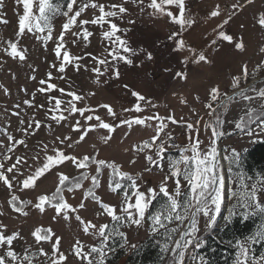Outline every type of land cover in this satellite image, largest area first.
Wrapping results in <instances>:
<instances>
[{
  "label": "rangeland",
  "instance_id": "rangeland-1",
  "mask_svg": "<svg viewBox=\"0 0 264 264\" xmlns=\"http://www.w3.org/2000/svg\"><path fill=\"white\" fill-rule=\"evenodd\" d=\"M87 2L89 0H77L74 9H78L81 4ZM94 2L106 6L123 3L128 9L126 13L122 14V18L109 19L116 23L118 27L127 25V28L125 30L121 29L117 35L125 39L128 46L133 50L134 54L124 53L132 61L131 64L122 60L113 61L108 55L110 47L106 46V42L109 40L103 35L105 31L110 30L107 24L103 26L91 23L82 26L74 25L69 31L65 32L64 47L61 48V56L58 58L55 53L58 44L56 37L63 30L62 25L67 18L63 15L53 18L51 21L53 38L47 42L42 39L43 36L48 34L47 31L44 33L35 31L30 33L25 30V33L18 37L16 35L18 17L23 14V5L17 4L16 0H0V164L4 166L0 168V172H5L13 164L16 165L12 173H6L12 187L9 188L0 181V225L5 226L0 227V234L5 236L16 234V238L10 246L7 244L0 245V255L11 249L18 257L14 264H28V261L23 260L26 255L29 256L31 264H52L53 260H56L57 264H86V261L77 257L75 248L82 245L83 250L87 252L90 247L99 245V237L91 234L94 231L93 229H89V234H85L83 231L84 225L76 219V216L79 215L85 223L91 221L92 224L97 226V229L101 225H107L106 231H111L114 227V222L100 208L99 204L91 197L86 198L83 194L85 189L92 187L91 177L97 175L95 165L81 169L77 168L72 161L66 160L63 164L55 166L39 178L34 187H23V180L31 175L38 165H42L46 155H54V148L63 151L70 157L75 156L78 160L87 155L91 158L103 159L109 162L115 161L121 166L122 171L137 176L140 189L146 191L149 187L158 189L159 182L168 173V159L177 157L179 153L176 148L165 153V160L162 162L163 171L155 165H149L145 155H154V151L149 152L146 149L145 152L141 153L137 151V148L142 145L143 141L150 140L155 135V126L160 122L151 120L146 121L145 125L133 124L129 127L127 124L121 123L126 118L152 116L157 113L161 117L173 116L177 123L173 124L167 120L164 123L167 124L165 132L171 135L175 145L183 147L190 142L191 138L199 139L202 142V147L207 148L210 143L212 129L205 128L204 125L209 120L214 121L215 115H219L220 119L224 121L220 128L224 135L217 140L218 145L216 146L221 158V171L226 178V185L227 178L230 176L229 168L237 167L239 163L230 165L224 157L231 155L233 150L240 157L243 152L254 144L251 142L253 139L259 141L264 138V133L249 137L235 128V121L244 115L248 107L259 108L264 101L255 99L250 102L241 97H235L227 108H219L213 116L209 115L211 110L205 107L206 104L211 103L212 107L216 108L217 104L226 96L238 92L240 89H247L246 94L255 97L256 92L252 90V86L257 90L264 87V67H258L261 61H264V52L261 51L264 48V28L257 22L260 14L264 13V0H252L251 4L247 3L246 0H240L241 4H244H242L243 7L237 10L231 8L236 0H185L187 15L192 18L194 23L191 26H185L183 29L171 22L167 16L151 15L152 9L146 6L150 3V0H144L143 4H140L139 0H135V2L133 0H94ZM217 5L220 6V15L211 17L210 12ZM64 10H66V6ZM106 10H108L107 7ZM169 10L174 15L178 14V8L170 7ZM233 11L235 14L232 19L222 29L226 34L233 37V41L229 43L218 39L217 33L221 30L218 25H221L223 20ZM98 15V9L89 7L77 19L78 21L81 19L90 21ZM3 21H7V23ZM129 21H132V23H129ZM244 27L245 31H243ZM82 29L92 33L87 40L83 38ZM158 29L164 34L166 45L168 43L165 39L171 40L169 36L173 32L178 33L176 37H173L177 39L187 32H192L196 42L199 41L198 44L201 47L198 52L211 51L215 57L221 56L226 60L224 69L227 71L223 73H228V76L225 77V74L219 73L221 75L211 78L209 75L207 83L199 87L197 82L202 77L208 76L202 70L199 71L201 73L200 77L194 75L190 77L188 81L190 86L178 89L171 95L162 98L161 91L163 90L159 88L164 84L153 86L150 79L144 80L146 77L143 75L145 68L139 69L146 66L148 53H151L152 58L156 59V54L152 52L149 46L156 37L160 39L161 34ZM73 31L81 32V35L79 37L73 36L71 34ZM37 37H41V39ZM73 40L76 42L73 43ZM214 40L216 41L215 44H213ZM243 41L247 42L246 46H249L250 42L252 43V48L249 52L247 51L252 55L251 61L244 54L247 48L236 49L234 47L236 43L243 44ZM9 42L18 44V49L25 55L24 60H20L18 57L14 59L7 55L4 49L8 47ZM226 42L229 45L228 50L225 48ZM64 51H68L70 57H77L78 59L66 63L65 70L60 72L58 69L63 60ZM104 52H106L105 57ZM173 58L174 56L171 55L170 64L173 62ZM229 58L241 61V63L243 61L248 63V76L246 79H240L239 87L235 89L232 87V80L233 77L240 76V71L239 67L233 70V66H229ZM101 59H107L108 64H103L100 67L98 64ZM216 63L217 60H214L212 63L214 67L212 65L211 67L216 69ZM97 68L99 73L95 71ZM147 71L152 72L153 70L147 69ZM116 72L119 73L118 78L114 74ZM48 73H51V78H49ZM213 75L215 74L213 73ZM167 76L168 73L165 78ZM41 80L45 83L41 84ZM168 80L169 78H167L166 83H168ZM253 82L256 83L252 84ZM49 84L56 87L48 90ZM250 84L252 85L250 86ZM213 87L219 88L220 96L217 101L210 100L209 93ZM41 88L46 90L41 92ZM60 89H64V92L61 93ZM133 91L145 97V101L140 102L143 107V111L140 113L124 111L125 109H131L137 103L136 97L132 95ZM68 92L83 97V100L73 101V103L77 108H87L89 110L85 112V116L101 117L104 122L115 126L114 131L109 133L107 129L97 127L89 131L83 141L77 143L82 130H74L73 126L79 122L80 125L87 128L89 124H97L98 122L95 119L86 121L79 112L70 114L68 111H64L68 107L67 101L72 99L71 96L67 95ZM56 99L64 101L59 111H55ZM25 101H28V103H25ZM102 105L111 106L116 117L109 116L107 108L102 107ZM152 105H155V107H152ZM61 114L65 119L60 120L59 123L52 119L53 115L59 116ZM197 121H199V124L196 123ZM35 122H39V128L35 126ZM189 123L194 125L192 130L187 128ZM253 127L255 128V125ZM109 135L111 138L105 143L102 137ZM9 136L13 137L12 141L8 140ZM57 137L61 139L70 137V139L61 143ZM161 138L167 137L162 133ZM18 140H22L24 143L16 144L15 141ZM69 144L72 146L68 147ZM45 145H47L46 151ZM134 145L136 147H133ZM9 146L12 147L11 152L8 151ZM5 157H9V159H5ZM34 157L37 159H33ZM17 158H19V163H17ZM133 160L135 163H130ZM58 173H63L70 179L79 178L81 174H87L89 177V179L82 181L79 189L74 188L72 192H69L64 188L62 193L64 200L71 205V208L67 210V219L64 218L63 211L60 215H57L52 206L46 208L43 204V212L34 206L39 203L38 197L40 195H51L55 191L59 184ZM97 178L100 181V186L94 189L96 195L104 203L116 206V214H120L123 191L117 193L110 191L108 169H102ZM245 182L250 185L254 180L250 179ZM168 187L170 191L174 189L175 185L172 180H169ZM231 187L235 191L237 183L233 181ZM225 191L227 192V187ZM12 196L17 197L14 203L22 206L20 208L27 215H23L21 211L11 210L10 201ZM82 201L86 205L83 209L79 207ZM231 201L234 204L236 203L235 198L229 200L226 195L221 212L211 229L205 228L203 217L199 218L197 236L203 243L208 232L214 234L216 230L224 225L226 222L224 217L227 216ZM261 202L264 203V194H261ZM240 211L242 209H237L238 214ZM53 217L56 218L53 219ZM170 226L175 227L176 224L173 223ZM149 227L147 220L142 222L139 227L130 223L121 224L119 229L125 233V237L113 236L109 240V247L113 251L107 254L105 264H108V259L112 258L119 249H122L125 255L129 254L146 238L154 236L155 234L150 233ZM36 228L50 229L54 235L50 240H41L37 243L35 236L32 235ZM161 232H163V229H161ZM40 234L44 235L45 232L42 231ZM55 237L61 238L56 252L51 246L55 242ZM116 240L118 243L117 249H115L117 247ZM77 241L80 242L79 245ZM111 244L113 245L111 246ZM41 248L47 255L41 254ZM200 249L201 247L196 248L194 244L190 245L186 251L184 264H194L193 257L197 261L199 257H203ZM61 254L66 258L63 261L59 259ZM171 255L172 253L169 252L168 260ZM250 255H253L252 252ZM90 258L94 259L95 256ZM124 260H120L118 264H124ZM8 264H13V262L9 260Z\"/></svg>",
  "mask_w": 264,
  "mask_h": 264
},
{
  "label": "snow or ice",
  "instance_id": "snow-or-ice-1",
  "mask_svg": "<svg viewBox=\"0 0 264 264\" xmlns=\"http://www.w3.org/2000/svg\"><path fill=\"white\" fill-rule=\"evenodd\" d=\"M135 2V0H133ZM247 3L251 4L252 0H246ZM17 4L23 5V14L18 17V31L16 35L19 37L25 33V30L28 32H38L44 33L47 31V35L43 36L42 39L47 42L53 38L52 23L54 17L63 15L66 17V22L62 25V31L59 36L56 37L58 44L55 48L56 56L59 58L61 56V48L64 47L63 41L65 32L69 31L74 25L82 26L85 24H99L103 26L104 24L108 25L109 31L103 33L104 37L108 38L110 41V50L108 55L113 61L122 60L125 63L131 64L132 61L124 53H133V50L128 46L127 41L122 39L121 36L117 35L121 29L118 25L112 22L109 18L121 17L122 14L126 13L128 9L121 4H97L94 0H89L87 3L81 4L78 9H74V5L77 4V0H16ZM140 4L144 3V0H139ZM66 6V10L64 7ZM148 8L152 9L151 15L153 16H167L171 22L179 25L181 29L185 26H191L194 21L190 16L187 15L185 0H150V3L146 5ZM91 7L92 9H98L99 15L94 16L93 19L84 20L81 19L78 21V17L85 12V9ZM106 7L108 10H106ZM170 7L178 8V14L174 15ZM243 7L240 0H236V3L231 5L233 10H237ZM143 10V9H141ZM235 12L229 13L226 19L223 20L221 25H218V28L221 30L217 33V38L222 39L231 43L233 37L228 35L223 31V26L228 24L232 19V16ZM220 15V6L217 5L214 10L210 12L211 17H217ZM7 23V21H3ZM258 24L264 28V13H261L258 19ZM132 23V21H129ZM73 36L79 37L81 32L73 31L71 33ZM82 35L85 40L88 39L92 33L88 32L86 29H82ZM178 33L173 32L169 39L176 37ZM41 39V37H37ZM76 41L73 40V43ZM176 50H182L186 47L182 39L176 40ZM216 41H213L215 44ZM236 49H243L244 45L242 43H236L234 45ZM7 55L12 58H19L20 60L25 59V55L22 51L18 49V44L16 42H9L8 47L4 49ZM188 51L193 55L191 57H185L182 62H191V63H207L206 55L203 52L197 53L194 48H188ZM264 52V48L261 49ZM134 54V53H133ZM147 58L152 59V54L148 53ZM73 59H78L77 57H70L68 51L63 52V60L60 63L58 71L63 72L65 70V64L70 63ZM99 63L108 64V60L99 61ZM54 66V65H53ZM258 67H264V61H261V64ZM107 70V69H105ZM99 73V69H95ZM118 78L119 73H114ZM177 77L185 78V74L182 72H177L175 74ZM255 75V73H253ZM49 78H51V73H48ZM248 76L247 66L242 67V77L237 76L233 77L232 87L238 88L239 81L241 78L246 79ZM41 84H44L45 81L41 80ZM53 84L48 85V90L55 88ZM127 87V86H125ZM46 89L41 88L40 91L43 92ZM252 90L256 92L255 97L247 95V89H240V91L235 92L233 96H226V98L220 101L217 104L216 108L212 107L211 103L205 105L211 111L210 116H213L219 108H227L229 103L232 102L235 97H241L246 101H253L259 99L264 101V87L260 89H255L252 86ZM61 93L64 92V89H60ZM67 95L71 96L72 99L67 101L68 107L64 111H68L70 114L79 112L86 121H91L95 119L97 124H89L87 128H84L77 122V125L73 126L74 130L81 129L82 134L79 136V141H83L89 131L99 127L102 129H107L109 133L114 131V125L104 122L103 119L99 116L87 115L85 112L89 111L87 108H77L73 101H81L83 97L76 95L73 92H68ZM132 95L136 97L137 103L133 105L131 109H125L126 112H136L140 113L143 111V107L140 102L145 101V97L135 91L132 92ZM211 101H217L220 96L219 88L213 87L209 93ZM50 99H52L50 97ZM28 103V101H25ZM64 101L60 99L55 100V111H59L61 104ZM150 103V102H149ZM102 107L107 108L108 115L116 117V114L113 112L111 106L102 105ZM155 107V105H152ZM52 119L56 120L57 123L60 120L65 119L61 114L59 116L53 115ZM157 120L160 121L159 124L155 126V135L151 137L150 140H145L142 142V145L137 148V151L143 153L147 149L149 152L154 151V155H145V159L149 162V165H155L157 168H160L163 171V161L165 160V153L168 150V146L165 144L164 140L161 138L163 133L168 139H171V135L165 132L167 124L164 123L165 120L171 121L173 124L177 123L173 116L161 117L159 115L144 116V117H133L131 119H124L121 121L122 124H127L131 127L135 125H145L146 121ZM199 124V121L196 122ZM224 121L220 119L219 115H215V120H209L205 123V128H211L212 134L210 137V143L207 148L202 147V142L199 139H191L188 144L183 147H179L175 144L171 145L177 149L179 155L175 158L168 159V173L164 175L163 180L159 182L158 189L149 187L146 191L140 189V184L138 182L139 178L135 175L129 174L121 170V166L118 165L115 161H105L103 159L91 158L92 163L96 166L95 171L97 175L91 177L92 187L88 188L84 196L91 197L92 200L96 201L100 208H102L107 215L111 218V221L114 222V227L111 231H106L108 228L107 225H101L97 229V226L92 224L91 221L85 223L79 215L76 216V219L84 225L83 231L85 234H89V229H93L92 235L99 237V245L92 246L88 249L87 252L83 250V246L75 248L76 255L78 258L86 261V264H105V259L107 254L113 251L109 247V240L113 236H119L121 238L125 237V233L120 231L119 226L123 223H130L137 227L142 225V222L147 220L149 222V231L152 234L157 236H162L164 242L160 245L162 253L171 252L172 255L169 257L168 264H184L186 251L189 249L190 245H195L196 248L201 247L203 241L197 236L199 231L198 220L203 217L205 221V228L211 229L216 223L218 215L221 212V207L224 202L225 196L229 200L235 198L236 203L229 209L228 216L224 219L228 222L231 221L234 215H237V209H242L239 212V215L243 219H249L253 216L258 217L260 220V226L255 235L246 238L244 241L236 240L235 247L237 249L235 256L233 258V264H264V253L259 257L250 255L251 253V243H255L258 240H264V203L261 202V194H264V174H258L257 178L250 185L245 181L252 179L247 177L243 172H237L235 177L229 176L226 178L222 173V165L220 163V155L217 149V140L224 135V132L220 130ZM255 125V128L253 127ZM31 126V125H30ZM37 128L40 127L39 122H35ZM187 128L192 130L194 125L189 123ZM235 128L238 129L241 133L249 136L255 137L259 136L260 133H264V102L260 104L259 108L248 107L244 115H242L238 120L235 121ZM257 129L259 130L257 132ZM111 136L102 137L105 143ZM61 143L69 140L70 137H64L61 139L57 137ZM9 141L13 140V137H8ZM252 143L264 142V138L261 140L253 139ZM16 144H23L24 141L18 140L15 141ZM71 147L72 145H67ZM133 147H136L135 145ZM47 150V145H45V151ZM8 151H12V147H8ZM54 155H46L42 165H38L34 172L29 175L26 179L23 180L24 188H31L35 186V182L39 180L44 174L51 171L55 166L63 164L64 161L70 160L76 164L77 168H86L87 162L90 157L85 155L82 159H77L75 156H68L63 151L54 148ZM9 159V157H5ZM33 159H37L34 157ZM225 160H228L231 164L239 163V154L233 150V153L229 156L224 157ZM17 163H19V158H17ZM130 163H135V161H130ZM4 166L0 164V168ZM16 168V165L13 164L11 167H8L5 172H0V181H2L9 188L12 187L9 177L6 173H12ZM102 169H108L109 171V189L112 192H117V190L123 191L124 195L120 205V214H116V206H112L104 203L100 197H98L94 191L95 188L100 186V181L97 176L100 174ZM148 170V169H145ZM18 171V169H17ZM231 173V167L229 168ZM59 184L57 185L55 191L51 195H40L38 197L39 203L34 206L40 209L41 212L44 211L42 207L45 202L51 203L55 200L57 203L51 205L54 207L57 215H60L63 211L64 218L67 219L68 211L71 208L63 196L64 188L67 191L72 192L73 189H79L81 187L82 181L89 179L87 174H81L79 178H69L63 173H58ZM172 180L174 182V189L169 190L168 182ZM237 183V189L232 190V182ZM63 186V187H61ZM227 187V192L225 191ZM161 202L154 211H149L150 206L153 201L160 198ZM134 198V202H133ZM17 200L16 196H12L10 203ZM14 210L21 211L23 215H27L26 212H23L21 208L16 207L13 204ZM80 208H85L86 205L82 201L79 205ZM56 217H53L55 219ZM173 223L176 224L175 227H171ZM0 227H5L0 225ZM163 229V232H161ZM44 231L45 234L41 235L40 233ZM36 238V242L39 243L41 240H50L53 237V233L50 229L42 230L41 228H36L32 233ZM16 238V234L11 236H5L0 234V245L7 244L11 245L13 240ZM60 237H55V242L52 243V248L54 252L58 251V245L60 243ZM79 241L77 244L79 245ZM171 243V247L169 246ZM123 246V245H122ZM42 255H47L44 252L43 248L40 249ZM95 256L94 259L90 257ZM18 259L17 254L11 249L4 252L3 255H0V264H8V261L14 262ZM61 261L65 260V256L61 254L59 256ZM24 261H28V264H31L29 256L23 257ZM194 264H207V261L203 257H199V260L193 257ZM52 264H57L56 260L52 261Z\"/></svg>",
  "mask_w": 264,
  "mask_h": 264
},
{
  "label": "trees",
  "instance_id": "trees-1",
  "mask_svg": "<svg viewBox=\"0 0 264 264\" xmlns=\"http://www.w3.org/2000/svg\"><path fill=\"white\" fill-rule=\"evenodd\" d=\"M93 165L90 157L87 167ZM237 172H243L247 177H251V180H255L258 174H264V142L254 143L241 154L238 166L231 167L229 175L235 177ZM85 191L86 189L83 194ZM117 192H121V190H117ZM161 199L163 198L161 197L153 201L149 209L150 212L158 207ZM55 203H57L55 200L51 201V203L45 202L44 207L48 208ZM13 204L16 207H22L12 202L10 203V207L13 211H16ZM233 204L234 202L232 203L231 201L227 210V216ZM259 226L260 220L258 217L253 216L249 219H243L239 214L234 215L230 222L226 221L214 234H211L212 232L206 234L200 253L204 260L207 261V264H233V258L237 251L235 241H244L246 238L255 235ZM163 242L164 238L162 236H149L137 248L129 252V254L125 255L123 250L119 249L112 258L108 259L107 263L118 264L120 260L125 259L124 264H168L167 256L169 252L162 253L160 249V245ZM255 243H251V252L254 256H259L264 253V240H258ZM116 245L115 249L118 248L117 240ZM169 246H171V243H169Z\"/></svg>",
  "mask_w": 264,
  "mask_h": 264
},
{
  "label": "crops",
  "instance_id": "crops-1",
  "mask_svg": "<svg viewBox=\"0 0 264 264\" xmlns=\"http://www.w3.org/2000/svg\"><path fill=\"white\" fill-rule=\"evenodd\" d=\"M244 4V3H242ZM148 23V22H147ZM153 23V22H152ZM158 26V25H156ZM241 27V26H240ZM120 29L125 30L127 28V25H123V26H119ZM158 31L160 32V39L156 37V39L154 40V42L149 46L150 49L152 50V52H154L156 54V59L152 58L151 60H149L146 63V66H142L139 69H143L144 73L143 75L146 76L144 78L145 79H150L153 82V86H157L158 84H164L162 87H160L159 89H162V98L171 95L174 91H177L178 89H183L186 88L187 86H190L188 81L190 80L191 76H197L200 77L201 73L199 71H204L205 73L208 74V76L202 77L197 84L199 85V87L201 85H205L204 83H207V77H215V76H219L221 74H225V77L228 76V73H223L226 72L227 70L224 69L225 65L224 63H226V60H224L221 56L215 57V55H212V52H203L206 55L207 58V63L205 62H200V63H191L189 62H182L184 61L185 57H191L193 54L191 52L188 51V48H194L196 50L197 53H199L198 51L201 50L200 48V44H198V42H196L195 37L192 35V32H187L185 35L178 37L177 38H173L171 40H168V38H166V42L168 43V45H166L164 43V34L158 29ZM243 31H245V27L243 29ZM252 33V32H251ZM182 39L186 45V47L182 50H176V40ZM109 40V39H107ZM240 43V42H239ZM110 41L106 42V46L110 47ZM243 45L244 48L246 49V54L247 57L249 58V61H251L252 59V55L251 53H247V51L249 52L250 49L252 48V43L250 42L249 46L247 45V42L243 41ZM228 43L226 42V46L225 48L228 50ZM238 52V51H237ZM106 52H104V57H105ZM243 54V53H242ZM173 55V62L170 64V56ZM155 59V61H154ZM214 60H217L216 63V69L212 68L211 65L213 63ZM230 61L229 62V66L232 67L233 66V70H235L237 67H239V71H240V76L242 77V67L244 65L247 66L248 69V63L244 62L241 63V61H236L235 59L232 60L231 58H229ZM99 61H102L99 60ZM157 63H159L160 65H158ZM98 65H100V67L103 65L102 63H99ZM222 65H224L222 67ZM239 65V66H237ZM213 66V65H212ZM214 67V66H213ZM212 68V69H210ZM147 69L149 70H153L152 72L147 71ZM214 69V70H213ZM216 71V73H215ZM177 72H182L185 74V78H180L177 77L175 74ZM168 73V76L165 78L166 74ZM213 73L215 75H213ZM221 73V74H219ZM210 75V76H209ZM148 76V77H147ZM151 76V77H149ZM167 78H169L168 83H166ZM243 79V78H241ZM166 83V85H165ZM156 115H159V113H157Z\"/></svg>",
  "mask_w": 264,
  "mask_h": 264
},
{
  "label": "built area",
  "instance_id": "built-area-1",
  "mask_svg": "<svg viewBox=\"0 0 264 264\" xmlns=\"http://www.w3.org/2000/svg\"><path fill=\"white\" fill-rule=\"evenodd\" d=\"M165 144L168 146V150H171L173 149L174 147H171V145L174 144L173 140L172 139H168V138H163Z\"/></svg>",
  "mask_w": 264,
  "mask_h": 264
},
{
  "label": "water",
  "instance_id": "water-1",
  "mask_svg": "<svg viewBox=\"0 0 264 264\" xmlns=\"http://www.w3.org/2000/svg\"><path fill=\"white\" fill-rule=\"evenodd\" d=\"M254 83H256V82H253L252 84H254ZM252 84H250V86H251ZM250 86H248V87H250ZM234 93H235V92L231 93V94H230V95H228V96H233V95H234ZM223 100H224V99H223ZM217 145H218V143H217Z\"/></svg>",
  "mask_w": 264,
  "mask_h": 264
}]
</instances>
